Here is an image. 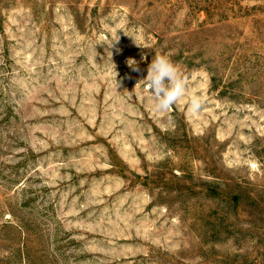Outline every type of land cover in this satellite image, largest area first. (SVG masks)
I'll list each match as a JSON object with an SVG mask.
<instances>
[{
  "label": "rangeland",
  "instance_id": "rangeland-1",
  "mask_svg": "<svg viewBox=\"0 0 264 264\" xmlns=\"http://www.w3.org/2000/svg\"><path fill=\"white\" fill-rule=\"evenodd\" d=\"M260 153L264 0H0V264H264Z\"/></svg>",
  "mask_w": 264,
  "mask_h": 264
},
{
  "label": "clouds",
  "instance_id": "clouds-1",
  "mask_svg": "<svg viewBox=\"0 0 264 264\" xmlns=\"http://www.w3.org/2000/svg\"><path fill=\"white\" fill-rule=\"evenodd\" d=\"M127 64L132 71H139L134 59H128ZM144 79L148 83L154 108L158 112H167L187 92L186 82L180 77L177 67L164 55H158L151 61ZM202 105L201 97L193 95L190 98L189 111L199 112Z\"/></svg>",
  "mask_w": 264,
  "mask_h": 264
},
{
  "label": "trees",
  "instance_id": "trees-1",
  "mask_svg": "<svg viewBox=\"0 0 264 264\" xmlns=\"http://www.w3.org/2000/svg\"><path fill=\"white\" fill-rule=\"evenodd\" d=\"M262 155H261V153H260V155H258V158H260V160H263V156L261 157ZM263 163V162H262Z\"/></svg>",
  "mask_w": 264,
  "mask_h": 264
}]
</instances>
